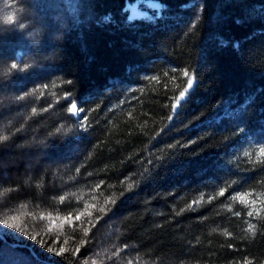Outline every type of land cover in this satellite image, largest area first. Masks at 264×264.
Here are the masks:
<instances>
[{
  "label": "trees",
  "instance_id": "1",
  "mask_svg": "<svg viewBox=\"0 0 264 264\" xmlns=\"http://www.w3.org/2000/svg\"><path fill=\"white\" fill-rule=\"evenodd\" d=\"M0 136V264H264V0H0Z\"/></svg>",
  "mask_w": 264,
  "mask_h": 264
},
{
  "label": "snow or ice",
  "instance_id": "2",
  "mask_svg": "<svg viewBox=\"0 0 264 264\" xmlns=\"http://www.w3.org/2000/svg\"><path fill=\"white\" fill-rule=\"evenodd\" d=\"M7 20H8V21H12V20H13V17H12V16H8V17H7ZM12 67H13V68H16V65L13 64ZM184 76H185V77H189V73H188V72H184ZM68 83H71V81H68ZM192 87H193V79H192L191 77H189V78L187 79V87H185V88L183 89V91L180 92L179 97L176 99V104H177V105L180 103V100H182V99L185 97V94L188 93L189 90H190ZM65 98L67 99V94H66V97H65ZM69 103H70L71 106L68 108V111H69L70 113H72L73 115L79 116V114H80L81 112L84 111L83 108H79V109L77 108V103H76V102L70 100ZM175 107H176V105L173 106L174 110H175ZM33 111H35V110H33ZM86 119H87V117L85 116V117H83V118L80 120V122L83 123L84 120H86ZM5 139H7V137H5V136H0V141L5 140ZM260 151H261V154L264 155V149H261ZM129 187H131V185H130ZM223 194H224V193H223V191H222V192L220 193V195H223ZM64 199H65L64 197H60L61 202H63ZM239 199H240L241 201H243V200H244V196H243V195L239 196ZM101 211H103V209H101ZM82 215H84V213H79V214H77V215L75 216V220L79 221V220L81 219V216H82ZM237 215H239V213H237ZM247 215H248V216H252L253 213H252L251 211H249V212L247 213ZM65 219L68 220L69 222H71L72 217L69 216V217H66ZM3 222L6 223V221H3ZM251 227L254 228L255 226L253 225V226H251ZM85 234H87V230H85ZM33 239H35V237H33ZM49 250L51 251V249H49ZM64 251H66V249H64L63 247H61L60 250H59V252H57L56 254L59 255V254L63 253ZM75 252L78 253V252H79V248H77V249L75 250ZM85 264H87V262H85ZM93 264H95V262H93Z\"/></svg>",
  "mask_w": 264,
  "mask_h": 264
},
{
  "label": "rangeland",
  "instance_id": "3",
  "mask_svg": "<svg viewBox=\"0 0 264 264\" xmlns=\"http://www.w3.org/2000/svg\"><path fill=\"white\" fill-rule=\"evenodd\" d=\"M139 11L135 8L133 9V13H138ZM67 155L64 153V157H66Z\"/></svg>",
  "mask_w": 264,
  "mask_h": 264
}]
</instances>
